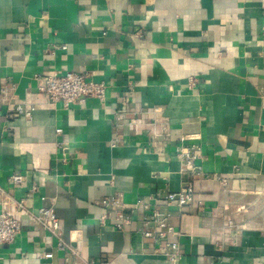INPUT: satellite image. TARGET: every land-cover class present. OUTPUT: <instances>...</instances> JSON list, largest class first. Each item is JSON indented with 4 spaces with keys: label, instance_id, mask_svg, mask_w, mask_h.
<instances>
[{
    "label": "crops",
    "instance_id": "0c3cea01",
    "mask_svg": "<svg viewBox=\"0 0 264 264\" xmlns=\"http://www.w3.org/2000/svg\"><path fill=\"white\" fill-rule=\"evenodd\" d=\"M69 70L106 83L105 101L51 105L36 76ZM5 97L0 186L29 191L32 212L55 207L83 264H264V0H0ZM13 103L36 109L6 119ZM192 144L203 172L193 204L161 205L180 232L173 263L143 237L137 201L191 181L177 147ZM112 196L130 214L124 230L101 204ZM4 207L19 217L8 198ZM56 243L22 220L0 264H64Z\"/></svg>",
    "mask_w": 264,
    "mask_h": 264
},
{
    "label": "built area",
    "instance_id": "2783aa9c",
    "mask_svg": "<svg viewBox=\"0 0 264 264\" xmlns=\"http://www.w3.org/2000/svg\"><path fill=\"white\" fill-rule=\"evenodd\" d=\"M63 49L67 50V44L62 46H53V50ZM37 90L45 94L48 102L51 105L61 102L65 106L70 104L83 103L87 99L94 98L101 102L105 101L107 94V85L104 82L95 81L89 72H75L72 70L61 74L57 71L49 74H41L36 76ZM11 89L14 87L11 86ZM0 101H9V99L2 98ZM12 109L6 112V119L13 115H21L24 117H31L35 111V107L25 104H10ZM61 133V129L56 130ZM115 146V143H113ZM200 152L198 145L192 144L189 146H178L177 153L181 158L182 168L181 173H189L191 181L181 186L178 190H168L163 198L158 195H153L154 203L139 199V205L143 212L140 217L142 224L141 233L147 240H151L160 249L165 251V255L169 257L173 263H177L181 257L180 243L171 240L170 237H179L180 232L171 222L172 213L170 211H163L161 205L167 208H174L181 211L194 202L195 188L193 180L197 176L203 175L202 168L196 163L197 154ZM9 182L14 188H22L25 183V176L19 172H14L9 177ZM35 190V188H34ZM29 191H25L21 196H16L11 192L3 189L0 186V245L11 244L15 242L17 236L22 229V220H27L37 224L41 229L49 232L57 239L56 246L59 250L68 252L64 264H83L81 260V252L78 245L73 246L65 241L62 236L60 219L56 213L55 207L43 206L37 213L32 212L27 205ZM5 198L14 202L19 217H15L7 212L4 207ZM101 204L107 209L115 210L114 225L119 230L125 229V224L130 222V214L124 212L125 205L121 197L112 196L105 198ZM106 215L102 217V220ZM231 221H228L226 227L230 229ZM225 227V228H226ZM74 256L75 260L71 261ZM42 258L51 259L54 257L53 251H45L41 255ZM84 264H95L92 261L84 262Z\"/></svg>",
    "mask_w": 264,
    "mask_h": 264
}]
</instances>
